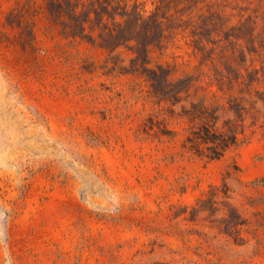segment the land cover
I'll return each mask as SVG.
<instances>
[{
	"label": "rangeland",
	"instance_id": "1",
	"mask_svg": "<svg viewBox=\"0 0 264 264\" xmlns=\"http://www.w3.org/2000/svg\"><path fill=\"white\" fill-rule=\"evenodd\" d=\"M206 2L244 27L149 52L147 67L191 79L173 103L128 46L66 36L48 0H0V264H264V0ZM229 104L237 143L188 150L184 111L221 124Z\"/></svg>",
	"mask_w": 264,
	"mask_h": 264
},
{
	"label": "trees",
	"instance_id": "2",
	"mask_svg": "<svg viewBox=\"0 0 264 264\" xmlns=\"http://www.w3.org/2000/svg\"><path fill=\"white\" fill-rule=\"evenodd\" d=\"M204 1L156 0L148 11L137 0H48L47 5L66 36L84 38L108 52L128 46L134 54L130 60L131 69L145 74L158 101L174 103L189 89L191 79H173L162 65L155 69L147 67L149 52L153 48H166L168 40L177 34L189 36L194 49H206L203 40L212 41L213 34L223 33L224 39L230 40L234 30L241 32L244 27L241 23L238 27L224 29L219 13L210 9L212 4L201 5ZM221 74L220 71L214 74L219 88H222ZM240 109L237 104H229V110L237 118L225 119L218 124L214 110L192 105L191 110L184 111L191 123L185 146L198 156L221 157L237 143L238 135L243 131Z\"/></svg>",
	"mask_w": 264,
	"mask_h": 264
}]
</instances>
